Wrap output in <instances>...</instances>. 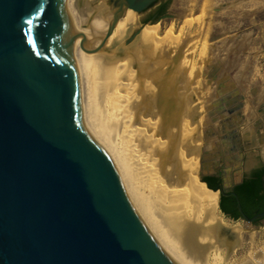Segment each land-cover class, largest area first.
<instances>
[{"label": "water", "instance_id": "95a60500", "mask_svg": "<svg viewBox=\"0 0 264 264\" xmlns=\"http://www.w3.org/2000/svg\"><path fill=\"white\" fill-rule=\"evenodd\" d=\"M65 2L0 0V264H177L84 127ZM154 2L104 0L113 15L103 43L128 9L141 15ZM177 18L166 13L158 21ZM229 99L215 106L223 111ZM228 107L224 134L242 117L236 99ZM235 129L222 136L230 153L251 149L247 134ZM258 218L264 213L244 221Z\"/></svg>", "mask_w": 264, "mask_h": 264}, {"label": "bare ground", "instance_id": "6f19581e", "mask_svg": "<svg viewBox=\"0 0 264 264\" xmlns=\"http://www.w3.org/2000/svg\"><path fill=\"white\" fill-rule=\"evenodd\" d=\"M190 2L198 6L199 0ZM210 5L200 9L201 22H172L163 36L159 25L147 24L126 44L137 30L136 12L128 9L103 43L113 15L104 1L93 5L91 0H66L72 32L67 47L79 74L82 120L112 160L136 214L177 264H264V239L252 237L241 252V225H228L218 214L220 192L212 194L206 183L198 182L201 171L222 174L226 186L239 181L245 151L230 153L231 141H222L239 129L232 123L224 134L220 122L229 113L223 105V111L215 106L224 98L226 84L219 86L224 67L212 64L214 77L204 73L217 84L214 99L205 107L208 119L196 121L191 104L193 83L200 84L203 65H197L195 52L203 41L202 62L207 37L200 38ZM205 138L210 142L202 152Z\"/></svg>", "mask_w": 264, "mask_h": 264}, {"label": "rangeland", "instance_id": "374dc122", "mask_svg": "<svg viewBox=\"0 0 264 264\" xmlns=\"http://www.w3.org/2000/svg\"><path fill=\"white\" fill-rule=\"evenodd\" d=\"M103 1L104 0H102L101 3ZM209 2H211L208 9L209 15L205 19V24L203 26L204 32L200 38L201 41L207 37L203 49L206 58L204 57L202 62L201 59L199 61L200 51L203 48L201 43H203V41H201L198 44L199 47L197 46L196 48L197 53L195 52V58L193 56L196 61L198 60L196 62L197 65L203 64L201 65L202 74L200 84L197 82L193 83V87H196L197 89L195 90L192 88V91L196 93L195 96L191 94L192 108L194 109L196 107V110L194 109L196 111V121H199L202 116H205V118L208 119L206 117L205 107L214 99V89L217 85L214 82V78H212L214 76L212 75L210 79L205 76V74L207 75L210 71L212 64H218L221 67L225 66L222 73L226 72L225 74L230 76L231 79H235L238 70L242 68L247 71V74L250 73V79L248 81H251L252 84L262 82V85L264 86V0H199L198 6L194 5L190 0H173L168 13L178 15L177 19H166L152 22L147 19L144 23L143 16L139 15L137 28H134V30H138L146 27L147 24L150 25L147 28L159 25L161 28V35L163 36L172 22L182 23L185 20H191L193 23L201 22L200 9ZM190 10L192 11L190 12ZM208 29L209 32L206 36V31ZM193 47L195 48L196 45L193 44ZM235 58H238V68L236 67L237 64L234 62ZM203 62H206L205 65ZM186 67L189 69L190 63ZM249 126V123H247V125L243 127ZM206 139L207 138L204 139L203 146L201 147L202 152L205 150L204 145L206 142H210L209 139ZM262 148L264 149V146H258L246 150L243 152V157L244 155H247L248 157H258L260 161L264 162ZM215 174L218 173L208 171H204L203 173V171H201L198 181L202 182L207 176ZM235 181L239 182L237 179H235ZM218 214L222 216L228 225L230 224L231 226H234L236 223L241 225L243 229L241 234V252L248 249L249 245L252 243V237H255L256 241L264 239V223L258 228L241 220L238 222L232 221L222 213L220 209V199Z\"/></svg>", "mask_w": 264, "mask_h": 264}, {"label": "flooded vegetation", "instance_id": "af4514ba", "mask_svg": "<svg viewBox=\"0 0 264 264\" xmlns=\"http://www.w3.org/2000/svg\"><path fill=\"white\" fill-rule=\"evenodd\" d=\"M101 1L102 0H91V2L95 4H101ZM172 1L173 0H155V2L141 14L144 23L147 19L151 22L158 21L163 15L168 13ZM242 161L243 175L239 182L233 181L231 185L226 186L225 181L218 172V174L210 175L205 178L210 185L216 186L222 191L220 197L222 208L220 209L226 217L236 222L240 220L244 221L245 218L252 219L264 213V162L260 161L258 157H248L247 155H244ZM260 175H262L261 197L251 200L243 196L238 186L242 184L245 178L256 179ZM206 187L208 188V185ZM263 223L264 218H258L252 225L259 228Z\"/></svg>", "mask_w": 264, "mask_h": 264}, {"label": "crops", "instance_id": "0c3cea01", "mask_svg": "<svg viewBox=\"0 0 264 264\" xmlns=\"http://www.w3.org/2000/svg\"><path fill=\"white\" fill-rule=\"evenodd\" d=\"M237 61H238V58H235L234 62H235V64H237L236 67L238 68L239 64L237 63ZM211 69L209 71L210 75H215L217 73V71H215V70L211 71ZM224 69H225V66H224ZM224 69L222 71H224ZM225 73L226 72L222 73V75H221V77H222L221 82H220L221 85H219V86H220V88H222L226 84V87L222 88V95H223V97L229 96L230 99L228 100V102L223 103V106L228 111V108H229L228 104L230 103V101H233V100L236 99L238 102L242 103L244 105L243 108H242L243 117H245V124L243 126H245L247 123H249V125H251L256 119V111L258 109V106L260 105V103L262 101H264V92H263L264 86L262 85V82H258L257 84H252L251 81H248L250 79V73L247 74V71L243 70L242 68L239 69L238 72H237V76H236L237 79L236 78L235 79H231L230 76H227ZM241 76L244 79L241 78ZM223 77H225V78H223ZM245 79H247V82H246ZM235 93H237V94L234 97H232V95L235 94ZM257 94H258V96H256ZM256 102H257V104H256ZM234 106H235V104H234ZM229 116L230 115L228 114L227 117H229ZM227 117H225V119ZM243 126H242V129H240L241 131H245L247 129H249L247 131H250V127L247 128V127H243Z\"/></svg>", "mask_w": 264, "mask_h": 264}, {"label": "built area", "instance_id": "2783aa9c", "mask_svg": "<svg viewBox=\"0 0 264 264\" xmlns=\"http://www.w3.org/2000/svg\"><path fill=\"white\" fill-rule=\"evenodd\" d=\"M237 103H240V102L237 101ZM241 111H242V109H241ZM239 123H240V125H239L238 132L240 133V136H242L244 133H246L248 141L253 144V148H256L258 146H264V101H262L260 103V105L258 106V109L256 111V119L249 126L250 131H247V130L241 131L240 130L242 128V126L245 124V117H241L239 120Z\"/></svg>", "mask_w": 264, "mask_h": 264}, {"label": "trees", "instance_id": "16d2710c", "mask_svg": "<svg viewBox=\"0 0 264 264\" xmlns=\"http://www.w3.org/2000/svg\"><path fill=\"white\" fill-rule=\"evenodd\" d=\"M262 175L258 176L256 179L253 178H245L241 185L238 188L241 190L243 196L248 199L254 200L261 197V190H262ZM204 181L199 182L200 185L205 186L204 183L206 182L208 185V191L212 194H215V190L218 187L210 185L205 179ZM220 208H222L221 201H220ZM223 210V209H222ZM251 217V216H250Z\"/></svg>", "mask_w": 264, "mask_h": 264}]
</instances>
